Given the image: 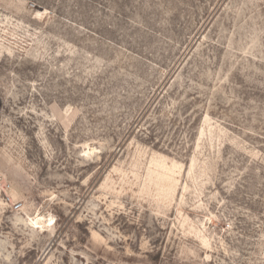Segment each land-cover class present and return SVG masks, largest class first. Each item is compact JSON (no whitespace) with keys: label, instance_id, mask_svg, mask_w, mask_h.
<instances>
[{"label":"rangeland","instance_id":"obj_1","mask_svg":"<svg viewBox=\"0 0 264 264\" xmlns=\"http://www.w3.org/2000/svg\"><path fill=\"white\" fill-rule=\"evenodd\" d=\"M0 264H264V0H0Z\"/></svg>","mask_w":264,"mask_h":264},{"label":"bare ground","instance_id":"obj_2","mask_svg":"<svg viewBox=\"0 0 264 264\" xmlns=\"http://www.w3.org/2000/svg\"><path fill=\"white\" fill-rule=\"evenodd\" d=\"M41 220V219H40ZM37 224V223H36Z\"/></svg>","mask_w":264,"mask_h":264}]
</instances>
